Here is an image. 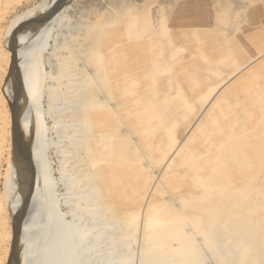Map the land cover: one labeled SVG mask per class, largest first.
<instances>
[{"label":"bare ground","instance_id":"bare-ground-1","mask_svg":"<svg viewBox=\"0 0 264 264\" xmlns=\"http://www.w3.org/2000/svg\"><path fill=\"white\" fill-rule=\"evenodd\" d=\"M63 1L42 0L37 6L40 10L38 18L31 19V11L16 16L11 21V29L7 31L16 42L15 51L12 52L14 56L11 57L14 60H11L17 62L19 68L26 61L30 63L27 69L23 68L19 78L21 99L18 102L14 100V104L10 100L14 119L19 117L15 124L20 134L18 137L27 136L30 121L37 113L36 99L40 93L41 78L32 75L36 64L32 59L42 42L37 38V30L48 24L51 14ZM118 11L130 40H146L139 43L138 51L147 59L144 67L149 74L165 71L160 65L161 59L164 60L163 49L151 41L153 34L149 28L142 26L144 19L128 9ZM111 20L99 21L89 37L96 38L98 31L108 28L113 22ZM88 43L91 45L80 51L84 53L80 59L92 66L93 74L84 80L73 78L72 69L79 59V51L74 48L63 60L62 71L67 86L81 91L76 96L75 111L68 116L74 124L69 138L75 143L70 168L78 174V181H83L82 186L88 189L84 204L86 207L88 203L92 204V215L104 217L105 223L114 225L106 242L107 254L102 262L96 264H264V174L258 176L264 164L256 155L254 146L258 134L253 132L264 126V116L244 132L250 133L246 139L248 142L240 140L229 144L237 136L229 133L230 127L219 125L223 116L221 103H226L227 99L221 98L222 93L216 91L214 102L202 113L203 120L196 122L197 116L192 125L196 133L186 136V140L183 138L185 141H178L174 131L176 123L170 122V117L164 114L168 106L152 105L153 100L143 98V93L133 95L125 84L122 87L125 91L123 96L127 94L128 98L109 103L110 106L106 107L105 104L114 95L107 86L108 76L102 64L99 43ZM249 67L235 70L234 76L243 74ZM254 78L264 79V71ZM1 100L2 124L7 116L2 110ZM181 101L185 106L186 101L183 98ZM25 105H30L28 114L20 117L15 109L21 110ZM33 124L30 142L27 141L29 146L26 145L31 165V187L23 199H17L21 189L15 176V164L11 158L8 160L5 188L11 185L9 179L15 181V187L10 195L9 192L6 194V199L8 205L12 206L14 215L11 213V216L15 222L9 240L6 237L9 248L0 254V264H90L83 252L86 231L70 232L68 227L60 226L59 218L54 219L57 224H52V229L55 225L60 227L59 234L52 235L56 237L53 239L54 250L48 252L43 246L37 252L36 248L23 240L28 237L32 239L24 227L34 219L38 210L43 212L44 217L39 236L53 232L48 230L49 220L56 212L50 194L51 178L45 163L38 158L42 148V131L39 123L35 121ZM159 131L162 132L157 140L160 145L156 147L158 153L152 161L149 157L151 154L146 155L143 149H151L149 138ZM244 133L241 132L238 137L241 138ZM187 141L192 143L188 144ZM203 155L212 158L202 161ZM230 172H243L245 175L234 183ZM172 183L174 185L170 186ZM169 187L168 193L172 191L176 194L171 206H157L149 201L153 193H158L162 198L163 189ZM40 195L42 197L37 198ZM47 224L48 231L44 226ZM68 237L69 243L66 242ZM135 249L137 251L133 255Z\"/></svg>","mask_w":264,"mask_h":264},{"label":"rangeland","instance_id":"rangeland-1","mask_svg":"<svg viewBox=\"0 0 264 264\" xmlns=\"http://www.w3.org/2000/svg\"><path fill=\"white\" fill-rule=\"evenodd\" d=\"M41 1L0 0V54L3 55V58L0 57V100L2 99V110L7 116L5 123H0V142H3L0 143V254L9 248L7 240L13 232L12 224L15 222L12 221V206L8 205L6 199V194L9 192L10 195L15 187V181L9 179L8 183L12 186L8 184V189L5 188L8 160L12 159L17 170L15 176L21 189L17 199H23L31 187L28 142L33 133V123L36 121L42 131V148L38 158L45 163L50 175V194L55 202L56 212L49 220L50 226L44 225L46 230L49 226L48 230L53 232L45 230L46 233L42 237L39 236L44 217L43 212L38 210L34 219L24 227V231L31 235L32 239L28 237L23 240L36 248L37 252H40L43 246L48 252L54 250L56 247L53 241L56 237L53 238L52 235L59 234L60 227L55 225L52 229V224H57L54 219L59 218L60 226L68 227L70 232L86 231L83 252L88 263L96 264L102 262L107 254L106 242L114 225L105 223L104 217H94L91 213L92 204L88 203L87 209L84 203L88 189L82 186L83 181L79 182L78 174L70 168V156L75 143L69 138L74 124L68 116L76 109V96L81 91L69 88L63 76L62 62L69 50L74 48L79 51V59L72 69L73 78L84 80L93 74L94 69L80 59L84 56L80 51L91 45L88 42L99 43V51L103 56L102 64L108 76L107 86L114 95V98L105 104L106 107L110 106L109 103L128 98L127 94L123 96L125 91L122 87L125 84L133 95L143 93V98L153 100L152 105L168 106L164 114L170 117V122L176 123L174 131L179 141L196 133L193 123L197 116L196 122L203 120L202 113L214 102V94L217 91L218 94L222 93L221 98L227 99L226 103H221L223 116L219 125L230 127L229 133L237 136L229 144L240 140L247 141L250 133L244 132L249 131L258 118L264 116V79L254 78L264 71V0H64L51 14L48 24L37 30V38L42 42L32 59L33 64L36 63L32 75L36 74L41 78L40 93L36 99L37 113L34 119H31L27 136L24 138L22 135L18 137L20 134L15 129V124L19 117L14 119L10 102L14 104V100L18 102L21 99L20 75L23 68L27 69L30 63L27 64L26 61L19 68L17 62H13L14 58L11 57L14 56L12 52L15 51L16 42L7 31L11 29V21L16 16L31 11V19L38 18L40 10L37 6ZM124 9L144 19L142 26L149 28L153 34L151 41L158 43L163 49L164 60L161 59L160 65L165 71L153 75L144 67L147 59L139 55L138 46L146 40H130L118 16V10ZM105 20H111L114 24L110 25L113 23L111 22L108 28L99 30L96 38L91 39V30L99 21ZM254 61L256 62L251 66ZM247 66L250 67L243 74L234 76L235 70ZM248 78L251 81H245L249 80ZM162 98L167 100L164 99L165 101L160 103ZM181 98L186 101L185 106L182 105ZM259 102L263 104L258 105ZM227 106L229 108H226ZM29 108L30 105H25L21 110L15 111L17 113L18 110L20 117H25ZM241 132L245 134L243 138L238 137ZM253 132L258 134L254 146L256 155L264 164V126L256 128ZM161 136V131L154 137L151 136V149H143L146 155L151 154L150 160L157 156L158 151L155 150L160 145L157 140ZM211 158L210 155H203L201 160ZM263 174L264 166L258 176ZM229 175L233 182L237 183L245 173L230 172ZM173 185L174 183L170 186ZM170 189H163L162 198L158 193H153L149 201L156 205L171 206L170 203H173L176 194L172 191L169 194ZM39 197L42 196H37ZM68 241L69 237L66 238V242ZM136 251L137 249L132 251L133 255Z\"/></svg>","mask_w":264,"mask_h":264}]
</instances>
